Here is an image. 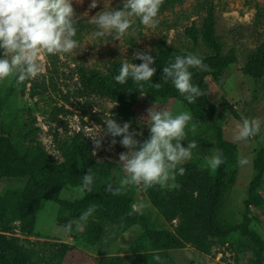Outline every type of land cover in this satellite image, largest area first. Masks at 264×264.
<instances>
[{"label":"rangeland","instance_id":"rangeland-1","mask_svg":"<svg viewBox=\"0 0 264 264\" xmlns=\"http://www.w3.org/2000/svg\"><path fill=\"white\" fill-rule=\"evenodd\" d=\"M90 3L91 0H83L82 3L72 0L77 14L75 25L81 24L74 37L79 42V48L71 54L41 56L43 72L34 79L40 92L39 96L32 98L28 94L23 96L18 93L11 96L4 106V121L8 124L9 134L19 150H23L27 141L26 133L32 124L40 128L36 131V136L45 149L55 160L61 161L62 143L78 132H82L91 140L89 135L99 131V126L103 127V121L109 117L113 116L120 124L130 122L132 130L143 131L142 137H136L143 140L149 135V120L146 116L150 107L167 108L174 115L189 111L187 106L177 99L151 101L142 96L134 105L130 118H125L117 113L119 103L99 95L83 93L79 68L85 67L89 72L108 73L119 61L140 64L142 61L134 58L136 51L150 50L149 54L154 58L164 42L174 47L175 55H183L191 46L187 28L195 23L202 32L205 18L211 8L216 15L217 34L224 51L236 48L238 53V61L228 67L221 83H217L212 77L209 78L210 96L219 107L223 118L224 135L232 141L237 125L241 124L243 119H264V77L255 79L242 71L249 52L257 49L264 41V0H183L160 10L159 25L155 29L142 25L136 19L134 31L130 29L120 41H114L111 37L108 40L95 38L92 35L95 26L90 21L91 16L100 10L122 7L121 0H102L96 9L91 10ZM205 51L210 52L211 48L202 40L199 52ZM13 79L10 77L0 81V98L7 94ZM225 99L234 105L242 120L235 118L225 107ZM191 123L196 124V132H189L188 139L195 140L197 148L193 150L192 159L184 164L202 166L205 158L210 157L216 150L214 127L208 118L201 121L192 119ZM111 139L105 137L103 147L96 150L94 156L98 160L110 159L113 172L120 181L126 174L117 162L119 153L127 149L120 145V137L116 138V145L110 148ZM187 143V140L182 142L185 147ZM236 144L240 155L246 156L249 163L239 167L236 182L226 194L222 220L231 224H238L243 220L244 202L248 198L250 183L255 175L254 158L257 151L264 147V126L259 135L245 143ZM27 182V177L0 179V232L11 222L16 225L22 223L17 202ZM173 184L171 179L166 185L154 188L164 197L171 193ZM77 188L78 186H66L61 197L69 201L79 199ZM8 190L13 192L8 195L6 206L3 208L2 201ZM139 190L136 204H147L143 211L148 212L151 219L156 220L161 227L172 229L173 223H167L150 202L148 191ZM257 193V202L250 207V215L253 218L251 227L264 240V177ZM23 208L29 210L27 206ZM59 213V204L45 199L39 211L35 214L29 213L23 223H33L35 231L41 235L40 238L31 237L33 241H61L75 246L65 255L63 264H99L104 258L108 259L110 264H132V256H129L127 251L143 232L141 225H134L119 238L106 237L97 244H89L83 234L84 227L73 231L75 238L62 232L61 225L58 224ZM64 215L68 220L74 218L70 211ZM17 234L22 236L18 232ZM172 254L181 264H254V243L238 231L228 239H216L207 254L200 253L192 246L174 249Z\"/></svg>","mask_w":264,"mask_h":264},{"label":"trees","instance_id":"trees-1","mask_svg":"<svg viewBox=\"0 0 264 264\" xmlns=\"http://www.w3.org/2000/svg\"><path fill=\"white\" fill-rule=\"evenodd\" d=\"M182 1L165 0L160 10ZM80 25L76 27L79 28ZM186 32L191 39L187 53L202 57L209 67L208 71L191 69L192 82L205 93L195 103L189 104L170 80L165 82L162 78L163 67L170 58L174 59L176 56L174 47L167 42L159 47L154 57L155 63L151 66L157 71L152 81L141 82L139 85L131 80L126 85H121L114 80L121 63L126 61L115 63L108 73L89 72L85 67L79 68L83 93L99 95L119 103L117 113L125 118H130L134 105L144 96L151 101L177 99L187 106L194 120L208 118L213 125L216 150H222L224 164L215 171L191 163L183 164L185 172L183 175H175L173 190L169 195L160 196L154 187L147 190L152 205L167 223H173V228L161 227L156 220L151 219L148 212L129 215L132 206L136 204L140 191L138 188L129 187L121 195H112L105 191L107 183L111 182L114 186L119 183L113 172V163L110 159L98 160L92 155V141L82 132L74 134L60 145L63 156L61 161L55 160L42 145L36 136V131L40 128L35 124L26 133L27 141L23 150H19L9 134L8 124L4 121V106L15 94H28L35 98L40 92L34 79L18 85L14 78L7 94L0 98V179L27 177L28 182L17 202L22 223L16 225L11 222L0 232V264H63L65 255L75 248L66 242L31 239L40 238L41 235L35 231L33 223L23 222L29 213L35 214L39 211L45 199L59 204L58 224L61 226L68 220L65 212L70 211L74 218H78L90 204L97 205L95 213L84 226L83 234L89 244H97L106 237L119 238L134 225H141L143 232L127 251L132 256V264H158L153 258L156 255L161 258L160 264H181L172 254V250L192 246L200 253L207 254L216 239H228L238 231L254 243V264H264V240L252 229L253 218L250 215V207L257 202V189L264 177V147L257 151L254 158L255 175L250 183L248 198L244 202L242 222L231 224L222 220L226 194L236 182L239 171L240 151L238 145L224 135L223 118L219 107L210 96L209 78L212 77L217 83L224 80L228 67L238 61L237 49L224 51L217 34V20L213 8L205 18L202 32L195 23ZM202 40L211 48L210 52H199ZM242 71L255 79L264 77V41L257 49L249 52ZM158 82L161 87L157 90L155 83ZM224 105L235 118L242 120L237 109L227 99L224 100ZM89 168H92L97 177L92 192L85 193L82 198L74 201L63 199L61 194L64 188L79 187ZM12 192L8 190L4 194L3 208ZM24 206L29 207V210H25ZM70 235L75 238L73 232ZM99 264L110 262L104 258Z\"/></svg>","mask_w":264,"mask_h":264},{"label":"clouds","instance_id":"clouds-1","mask_svg":"<svg viewBox=\"0 0 264 264\" xmlns=\"http://www.w3.org/2000/svg\"><path fill=\"white\" fill-rule=\"evenodd\" d=\"M77 2L82 3L83 0ZM100 3L102 0H91L89 9H96ZM121 3L122 7L100 10L91 16L90 22L95 26L92 35L95 38L108 40L111 37L114 41H120L130 29L134 31L136 19L142 25L155 29L159 25V13L165 0H121ZM76 16L72 0H0V81L12 77L20 85L35 79L43 72L42 55H66L79 48V42L74 38L77 35ZM149 52H135L134 58L142 61L140 64L122 62L114 80L121 85H126L129 80L138 85L152 81L157 70L151 66L155 59ZM191 69L208 71L209 67L202 57L187 53L170 58L163 67L162 75L165 82L170 80L189 104L205 95L192 82ZM160 87L159 82L155 83L157 90ZM146 117L149 120V135L143 140L136 138L142 137L143 131L132 130L130 122L117 123L113 116L103 121L99 131L89 135L94 145L92 155H96V150L103 147L105 137L112 138L110 148L116 145V138L120 137V145L127 149L119 153L117 162L126 175L117 186L111 182L105 185V191L112 195L124 194L129 187L147 191L158 185H166L177 173L184 174L182 165L192 159L193 150L197 148V142L188 139L189 132H196V124L191 123L193 117L189 111L174 115L167 108L154 109L152 106L147 109ZM262 126L264 119L260 117L243 119L232 135V142H247L261 133ZM185 140L188 141L186 147L182 144ZM224 163L223 152L217 149L205 158L202 168L215 171ZM248 163V158L243 154L238 157L239 166ZM96 179V174L89 168L76 189L80 198L92 192ZM145 207V203L134 204L129 215L142 213ZM96 208L97 205L90 204L78 218L67 220L61 226L62 232L67 235L74 230L79 231ZM153 258L160 264L159 255Z\"/></svg>","mask_w":264,"mask_h":264}]
</instances>
